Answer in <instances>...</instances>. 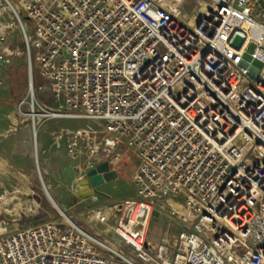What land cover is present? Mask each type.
<instances>
[{
    "label": "built area",
    "instance_id": "built-area-1",
    "mask_svg": "<svg viewBox=\"0 0 264 264\" xmlns=\"http://www.w3.org/2000/svg\"><path fill=\"white\" fill-rule=\"evenodd\" d=\"M185 1L0 0V86L27 67L15 127L37 153L45 122H86L77 171L130 158L135 191L94 211L117 244L62 213L1 234L0 264H264V0ZM154 211L178 231L149 241Z\"/></svg>",
    "mask_w": 264,
    "mask_h": 264
},
{
    "label": "rangeland",
    "instance_id": "rangeland-1",
    "mask_svg": "<svg viewBox=\"0 0 264 264\" xmlns=\"http://www.w3.org/2000/svg\"><path fill=\"white\" fill-rule=\"evenodd\" d=\"M198 2L199 0H186L180 6L182 15L190 16ZM204 4V2L201 3V8ZM17 35L15 33L14 42H17L16 47L21 52L22 46ZM238 42L239 40H236L235 45ZM2 74L4 80L0 86V235L12 232L19 227L56 220L63 213L65 216L71 217L75 224L92 237L110 244H117V238L111 230L114 225L112 220L106 224L96 223L94 211L98 207L105 209L118 200L134 196V187L130 183V176L134 169L133 160L121 157L113 166L114 171L117 170L119 178L103 186V190L110 195L111 199L106 200L101 197L103 202L100 204L83 206L73 214L64 213L54 202L55 206L61 210L60 213L45 194V190L48 192L46 179L50 178L53 170L51 169L53 164L48 158V150L41 151L36 141L37 153H35L34 138L29 141L28 151L21 149L14 146L13 139L5 133L13 130L15 124L12 117L13 105L27 91V67L23 55L14 56L11 65L5 68ZM65 121L74 125V132L87 125L86 122L79 124L78 121ZM49 170L51 171L49 172ZM83 173L73 171V175L76 176L83 175ZM176 231L178 228L176 226L168 227L166 220L154 219L149 223L148 240L152 241L166 233L172 235Z\"/></svg>",
    "mask_w": 264,
    "mask_h": 264
},
{
    "label": "crops",
    "instance_id": "crops-1",
    "mask_svg": "<svg viewBox=\"0 0 264 264\" xmlns=\"http://www.w3.org/2000/svg\"><path fill=\"white\" fill-rule=\"evenodd\" d=\"M74 129V125L68 121L50 120L42 124L36 133V141L40 150H48V158L53 164L51 167L53 170H49V172H52V175L46 179L48 194H50V197L53 198L54 202H56L64 213L70 214L94 202L92 198L80 200L75 195V182L82 174L76 176L73 175V171H77V166L85 161V157L80 156L73 160L66 149V133L74 131ZM5 133L9 138L13 139L14 146L26 149L27 151L29 150V141L33 138L29 127H15L14 125L13 130ZM113 170H115L114 167ZM117 178H119L118 175ZM105 184L107 183L99 186L97 188L98 194H95L96 200L100 203L103 202L101 201V197L106 198V200L111 199L110 195L103 190ZM55 207L59 212L61 211L57 206Z\"/></svg>",
    "mask_w": 264,
    "mask_h": 264
},
{
    "label": "water",
    "instance_id": "water-1",
    "mask_svg": "<svg viewBox=\"0 0 264 264\" xmlns=\"http://www.w3.org/2000/svg\"><path fill=\"white\" fill-rule=\"evenodd\" d=\"M260 4L262 5L261 1ZM117 178V173L110 169L107 162H104L95 168L88 170L82 176H80L75 182V195L80 200L91 199L98 194L97 188L104 183L112 182ZM45 194L49 200L55 206L54 201L45 190ZM159 216L157 211L153 212V218L156 219Z\"/></svg>",
    "mask_w": 264,
    "mask_h": 264
},
{
    "label": "bare ground",
    "instance_id": "bare-ground-1",
    "mask_svg": "<svg viewBox=\"0 0 264 264\" xmlns=\"http://www.w3.org/2000/svg\"><path fill=\"white\" fill-rule=\"evenodd\" d=\"M202 3V2H201ZM201 8V7H200ZM205 8V4L202 6V8L200 9V11L199 12H201L203 9ZM194 16V18H192L191 19V22H193L194 21V19H195V15H193ZM34 138V137H33ZM61 213V212H60ZM108 212H106L105 211V214H107Z\"/></svg>",
    "mask_w": 264,
    "mask_h": 264
}]
</instances>
